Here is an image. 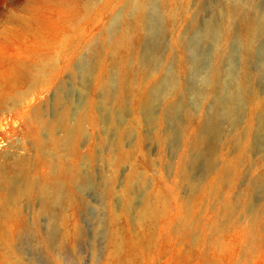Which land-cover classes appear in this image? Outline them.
I'll return each instance as SVG.
<instances>
[{"label": "rangeland", "instance_id": "374dc122", "mask_svg": "<svg viewBox=\"0 0 264 264\" xmlns=\"http://www.w3.org/2000/svg\"><path fill=\"white\" fill-rule=\"evenodd\" d=\"M126 1L0 0L2 67L16 58H46L57 69L33 86L22 82L10 101L1 96L0 126L18 114L11 100L20 93L30 113L47 119L55 98L67 101L68 124L84 97L90 120L78 126V158L69 159L82 180L56 209L65 219L53 224L34 212V198L20 202L25 230L13 237L10 252L22 264H89L102 256L104 262L109 250L100 223H108L111 209L121 215L113 228H132L130 206L151 185L147 201L157 202L166 221L170 217V238L177 229L191 242L196 237L213 246L206 256L264 264V222L257 238L238 243L233 237L237 228L244 233L251 211L257 212L252 223L264 217V0H171L168 7L151 0L127 41L108 43L131 14ZM59 39L66 42L58 45ZM89 45L99 46L94 78L83 71ZM146 65L156 73L145 79L139 71ZM122 83L132 92L119 90ZM25 153L35 150L22 132L10 143L0 139V163ZM178 205L183 208L175 214ZM160 213L139 224L155 230ZM35 229L46 233L41 243ZM165 237L137 264H175L173 252H188L186 241L173 238L167 249Z\"/></svg>", "mask_w": 264, "mask_h": 264}, {"label": "bare ground", "instance_id": "6f19581e", "mask_svg": "<svg viewBox=\"0 0 264 264\" xmlns=\"http://www.w3.org/2000/svg\"><path fill=\"white\" fill-rule=\"evenodd\" d=\"M150 1L127 0L126 7L130 9L128 13L131 14L127 18H122L119 27L109 34L108 43L116 39H119L120 42H126L130 28L137 25L143 19L145 5ZM160 2H162L163 6L167 7L171 4V0H161ZM55 42L58 45H62L66 41L59 39L55 40ZM95 45L88 46L89 65L83 66V71L90 78H94L93 69L97 63L93 55L97 52L99 46ZM45 59L36 58L30 63H24L22 60L16 58L8 66L3 67L2 62H0V97L9 98L10 101V92L19 90L16 88L23 84L22 82L27 81L33 86L45 78L54 76L57 71L54 62L52 60L47 62ZM144 67L147 68H141L139 73L143 74L145 79L152 77L156 73V70H153L148 65ZM3 88L7 90V94L3 93ZM122 89L127 93L132 92L131 86L123 83L119 85V90ZM116 92L114 91L111 94L112 100H114ZM150 96L152 97V94ZM24 98V95L20 93L18 97L11 100L12 102H17L14 105L19 106L20 110L13 120L0 126V139L3 142L10 143L12 137H16L17 132H22V137L30 141L35 150V155L33 156H29L27 153L23 155L19 154L9 158L6 157L0 163V264H22L14 258V255L9 250L13 237L15 238L17 234L25 230V225L18 209L19 203L31 202L34 198V212L38 216H45L53 224L59 225L65 219V215H57L56 209L61 208L63 204L67 203L68 193L72 185L82 180L71 163L74 158H78V154L74 152L73 148L74 142L78 139V135L76 134L79 131L78 126L81 127L86 121L90 122L85 115L84 97L72 108L71 119L75 120L73 124H68L65 121L67 101L59 97L55 98L53 102L55 112L50 119H47L40 112L33 111V113H30V104ZM148 99V95L143 98L144 105H146ZM117 128L120 127L118 126ZM58 133H61V135H58ZM70 157L72 158L71 163L69 162ZM202 184L203 182L200 185ZM99 188L103 195V186ZM194 189V187H191V190ZM150 194H152L151 185H146L137 201L130 206L132 213V216L130 215L132 228L130 229H125L123 226L113 228V223L118 221L121 215H115L111 209L109 210L107 216L108 223H105L104 226L103 221L100 225L97 224L102 233L104 227V244L109 251L106 254L104 262L102 256L99 262H91L89 264H137L139 259L146 255L144 252L148 251L156 241L165 236V239L163 238L164 247H167V249H172L171 245L174 244L173 239L174 242L186 241L190 245L187 250L188 252H183L181 256L178 251L173 252V262L175 264H236V259L233 256H228L226 257L227 259L220 256L216 258L206 256L205 251L214 249L213 246L200 243L196 237H193L191 242L187 237L181 235L177 229L174 230L173 236L170 238V229L169 227L166 228V225L170 222V217L166 221V215L162 212L160 213L157 202L147 201ZM101 206L103 207L102 200ZM179 208L181 209L183 206L178 205L175 214L178 213ZM159 213L161 215L158 216L160 222L155 230H149L144 225L139 224L141 220L150 221L154 219ZM256 215V211H251L245 216L243 220L246 221L242 223L245 229L244 233L239 228L234 230L233 237L238 243H242L245 237L254 236L257 238L255 230L259 229L260 225L263 224L264 217H260L255 224L251 220L254 219L255 221ZM182 216L183 213L179 218L177 216V218L180 219ZM133 225H136V227L134 228ZM33 234L39 237L40 243L43 238L47 237L44 231L39 232L36 229ZM60 235L63 238L64 234L62 231ZM193 254L200 259L191 261ZM239 264L241 263L239 262Z\"/></svg>", "mask_w": 264, "mask_h": 264}]
</instances>
